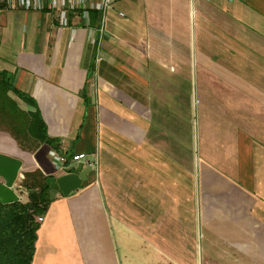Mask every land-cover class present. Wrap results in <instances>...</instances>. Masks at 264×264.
Returning <instances> with one entry per match:
<instances>
[{
  "label": "crops",
  "instance_id": "0c3cea01",
  "mask_svg": "<svg viewBox=\"0 0 264 264\" xmlns=\"http://www.w3.org/2000/svg\"><path fill=\"white\" fill-rule=\"evenodd\" d=\"M55 17L0 10V69L58 147L0 131V155L97 164L49 191L31 264H264V0H115L96 45Z\"/></svg>",
  "mask_w": 264,
  "mask_h": 264
},
{
  "label": "trees",
  "instance_id": "16d2710c",
  "mask_svg": "<svg viewBox=\"0 0 264 264\" xmlns=\"http://www.w3.org/2000/svg\"><path fill=\"white\" fill-rule=\"evenodd\" d=\"M0 131L8 133L21 150L29 153L42 144L56 151L58 148L55 140L47 136L34 101L17 90L8 73L1 69ZM56 179L39 170L25 172L16 192L25 193L26 200L0 203V264H31L39 227L36 218L45 214L52 202L49 191L57 188Z\"/></svg>",
  "mask_w": 264,
  "mask_h": 264
},
{
  "label": "built area",
  "instance_id": "2783aa9c",
  "mask_svg": "<svg viewBox=\"0 0 264 264\" xmlns=\"http://www.w3.org/2000/svg\"><path fill=\"white\" fill-rule=\"evenodd\" d=\"M114 2L115 0H0L4 9H12L15 7L26 11H52L56 15L55 19L57 24L64 27L69 26L70 14L79 12L90 33L89 42L92 45L98 44L105 37V15L112 8ZM91 11L101 13L102 15L100 23L95 29L89 27L88 14ZM119 16L123 17V14L120 13ZM50 156L55 168L60 172H68L70 163L85 162L86 160L85 154H75L68 157L60 155L55 151H50ZM87 164L92 168L97 162L95 160ZM42 221V216L36 218L38 224L42 223Z\"/></svg>",
  "mask_w": 264,
  "mask_h": 264
},
{
  "label": "water",
  "instance_id": "95a60500",
  "mask_svg": "<svg viewBox=\"0 0 264 264\" xmlns=\"http://www.w3.org/2000/svg\"><path fill=\"white\" fill-rule=\"evenodd\" d=\"M21 162L17 159L0 155V203L10 204L20 200L16 193L15 183L19 176ZM91 171V167L83 168L79 163L73 173L61 175L56 179L58 190L63 196L71 195L74 191L81 188L86 181V174Z\"/></svg>",
  "mask_w": 264,
  "mask_h": 264
},
{
  "label": "rangeland",
  "instance_id": "374dc122",
  "mask_svg": "<svg viewBox=\"0 0 264 264\" xmlns=\"http://www.w3.org/2000/svg\"><path fill=\"white\" fill-rule=\"evenodd\" d=\"M23 175V174H22ZM22 178L23 177H21V176H19L18 178H17V181H16V183H15V187H16V189L18 190V188H19V184H20V182H21V180H22ZM17 193V192H16ZM17 195L18 196H20L19 198H20V200H26V194L25 193H21V195H19L18 193H17Z\"/></svg>",
  "mask_w": 264,
  "mask_h": 264
}]
</instances>
